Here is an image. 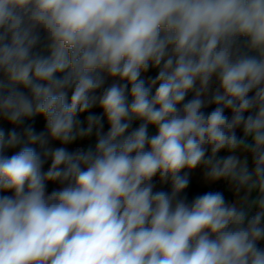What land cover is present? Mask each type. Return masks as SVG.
Returning <instances> with one entry per match:
<instances>
[{
	"label": "clouds",
	"instance_id": "9594fccd",
	"mask_svg": "<svg viewBox=\"0 0 264 264\" xmlns=\"http://www.w3.org/2000/svg\"><path fill=\"white\" fill-rule=\"evenodd\" d=\"M0 264H264V0H0Z\"/></svg>",
	"mask_w": 264,
	"mask_h": 264
},
{
	"label": "trees",
	"instance_id": "16d2710c",
	"mask_svg": "<svg viewBox=\"0 0 264 264\" xmlns=\"http://www.w3.org/2000/svg\"><path fill=\"white\" fill-rule=\"evenodd\" d=\"M153 73L155 75V72ZM93 111L99 112V109L98 108L93 109ZM33 126L37 132L43 130L42 122L39 119L36 120ZM205 191H210V188L198 187L195 183L192 182V184L190 185L188 195H189V198L191 199L192 196L197 195V194H203V192Z\"/></svg>",
	"mask_w": 264,
	"mask_h": 264
},
{
	"label": "crops",
	"instance_id": "0c3cea01",
	"mask_svg": "<svg viewBox=\"0 0 264 264\" xmlns=\"http://www.w3.org/2000/svg\"><path fill=\"white\" fill-rule=\"evenodd\" d=\"M149 75H154V73L153 72H150L149 73ZM5 127H11V126H9V125H4ZM135 126V125H134ZM106 128H107V125H106ZM19 130V129H18ZM152 131H154V130H152V129H150V132H152ZM53 147H55V146H59L58 144H53L52 145ZM222 155H223V153H222ZM49 163H50V161H49ZM48 167V165L46 164L45 165V169ZM193 183H195L198 187H203V188H210L212 185H202L201 183H200V173L199 172H197V173H195L194 174V176H193V181H192ZM55 187H57V185H49V191H52L53 190V188H55ZM225 195H226V197L227 198H229V199H231V193H229V192H227L226 190H225Z\"/></svg>",
	"mask_w": 264,
	"mask_h": 264
},
{
	"label": "built area",
	"instance_id": "2783aa9c",
	"mask_svg": "<svg viewBox=\"0 0 264 264\" xmlns=\"http://www.w3.org/2000/svg\"><path fill=\"white\" fill-rule=\"evenodd\" d=\"M225 185L223 183H217L210 187V191H225Z\"/></svg>",
	"mask_w": 264,
	"mask_h": 264
}]
</instances>
